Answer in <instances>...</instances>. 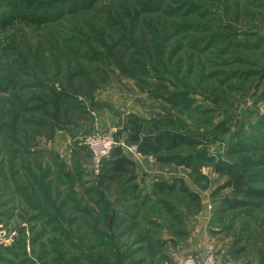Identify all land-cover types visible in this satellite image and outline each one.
<instances>
[{
    "label": "rangeland",
    "instance_id": "obj_1",
    "mask_svg": "<svg viewBox=\"0 0 264 264\" xmlns=\"http://www.w3.org/2000/svg\"><path fill=\"white\" fill-rule=\"evenodd\" d=\"M39 1L50 4L51 15H66L38 27L16 25L20 34H8L14 55L3 46L0 66L27 49L35 60L26 65L28 84L68 92L88 108L96 88L91 98L108 96L110 115L125 130L121 142L133 131L141 138L178 135L186 144L179 154L203 158L187 168L139 155L136 170L117 180L95 178L88 153L82 146L70 151L65 131L47 139L28 128L32 134L16 135L14 126L11 135L9 93L0 91V224L14 234L0 248V264H178L190 232L179 216L187 212L191 230L201 232L196 243L210 244L217 264H264V201L219 190L227 179L213 167L240 168L248 188L264 193V0H93L81 12L66 0ZM64 39L85 46L77 48L79 58L52 65L64 54ZM68 62L77 73L66 82ZM169 94H185L187 109L166 104ZM81 112L69 111L70 124ZM146 171L174 190L157 195L147 185L150 202L130 192L135 183L141 188L135 176ZM234 201L248 206L231 208ZM143 217L155 225L141 223Z\"/></svg>",
    "mask_w": 264,
    "mask_h": 264
},
{
    "label": "trees",
    "instance_id": "obj_2",
    "mask_svg": "<svg viewBox=\"0 0 264 264\" xmlns=\"http://www.w3.org/2000/svg\"><path fill=\"white\" fill-rule=\"evenodd\" d=\"M13 1L14 0H0V34L2 30L9 29L6 34L7 36L5 35V37L2 38L4 34L0 35V50L3 49L4 46L5 50L8 51L10 55H14L10 51L12 48L15 47L13 46V41L15 37L12 38L8 34H13L14 31L20 34V30L16 28V25L38 27V25L41 24L44 25L58 22L59 20L61 21L66 15V11H60L59 9L55 11V14L51 15L52 10L50 4L46 5V3H42L39 0H16L19 1V6L13 5ZM92 1L93 0H66V2L68 3V9H71V11L76 10L77 12L88 11L93 5ZM22 2L25 3L24 7L22 6ZM41 11L43 12L41 13ZM39 15L40 17H38ZM49 15L51 16L49 17ZM71 41L72 42H69V40L67 39H64V41L62 40V46L59 47L58 51H63L64 54L61 58L60 56L56 57V59L53 58L52 65L53 62L60 63L62 59H66L65 57L70 59L79 58L80 54L78 53L79 51H77V48L81 50V47H84L85 45L78 44L73 40ZM79 45H81V47ZM53 52L58 55L55 50H53ZM50 55L52 56V52H50ZM20 56L21 58H19L17 62L8 61L6 63H1L2 67L0 66V69L2 70L0 71V75L6 76V78L0 79V91H4L7 94L9 93L8 103L5 105L6 108L4 109H7L9 107L5 118H7V120H10L11 124H9V127H5H7L9 131H11L10 134L13 135L14 126H16L19 130V132L14 130L18 132L16 135L22 134L23 136H26L28 133H31L28 130L25 131L26 128L34 129L35 136L41 135L38 137L44 136L47 139H52L55 133H57L58 135V133H63L64 131L68 133L70 137H73L76 133H83L87 135L86 132H84V125L87 123L92 124L95 119L94 115L98 112H101V105L99 104V102L91 98L93 97L92 94L94 93L96 88H94L92 92H90V107L88 108L85 105L79 104L76 99L77 96L70 95L68 94V92L65 93L64 91L57 92L56 90H50L44 88L39 83L28 84L27 81H31L30 78L33 79V77L28 74L29 69L26 67V65L28 61L30 63H35V60L32 58L31 53L27 49H24L21 52ZM45 61L47 63L46 56ZM70 61L72 62V60ZM69 62L66 65V70L69 77L68 79H66V82L74 79L73 75H76L77 73L71 70H76V66H72ZM61 71V68L56 69L55 73L57 77L60 75ZM42 76H44L43 72L41 74V77ZM21 78L24 79L23 82L19 80ZM31 90L33 92H31ZM185 97V94H169L166 96L165 100L163 99V101L169 106H180V108L186 110L187 107L185 106ZM67 101H75L77 106H65L64 102L67 103ZM31 102L35 103L33 107L29 106ZM69 111H72L74 113H80L82 111V116L81 118H78L76 123L70 124L73 119L68 116ZM36 115L38 118H36ZM5 118H0V120ZM134 119L137 118L134 117ZM138 120L142 122L140 119ZM62 122L65 123L62 124ZM116 125V131H118V133L114 132L113 136L116 142H121L120 140L122 139H119V137L125 135V130H122L120 122L118 123V117ZM43 129H47V132L39 133L42 132ZM10 138L13 140V142H15L14 137ZM123 142L125 145L128 146L137 145L139 155H141L142 157L153 156L154 159L156 161H159V163L161 164L174 163L180 166L184 165L185 167L189 168L192 164H194L193 161L196 158H198L199 160L203 158V154L200 153L185 156L179 154V151H182V146H186V144H184V140L178 135L170 136L159 132L156 136H146L145 138H141V134L138 131H133V133L127 135L126 139L123 140ZM176 151H178V156L170 155L172 152ZM164 154H167L166 157H164ZM213 167L214 173L224 176L227 179L225 184L220 187L219 190L232 189L236 191V193L244 195L247 199L264 201V193L262 191L248 188L249 181L245 171L241 170L240 168H233L229 163L225 162H219ZM136 168L137 165L135 162L132 161L130 155L127 154L120 146H117L113 149L109 158L103 161L100 174L97 178H105L111 181L117 180L121 175L126 174L129 169L136 170ZM143 175L145 174L140 173V175L135 176V180H137V183L142 181L141 177ZM146 186L147 185L141 184V188L139 189L138 184L136 185L135 183L134 186H131L130 192L135 189L138 194H140L141 196L143 195V199L146 200V202H150L151 196H146L148 195L146 194V192H148ZM151 186L152 193L156 191L157 195H164L165 193L172 192L174 190L173 186L161 181L152 182ZM144 200L141 202V204L145 202ZM155 205L159 206V208L162 209L164 204L162 201L159 200L158 203H155ZM229 206L231 208H242L247 207L248 203L234 201L230 203ZM187 213L182 215L181 217L179 216L180 223L182 224L184 229L185 226H187L189 220V213ZM140 221L141 223H145L147 225H155L154 220H150L149 222H147L145 217L140 218ZM186 235L187 231L185 233V236ZM145 236L146 234H143L140 237L142 239ZM173 237L174 238L169 237V240L167 241H175V236Z\"/></svg>",
    "mask_w": 264,
    "mask_h": 264
},
{
    "label": "built area",
    "instance_id": "obj_3",
    "mask_svg": "<svg viewBox=\"0 0 264 264\" xmlns=\"http://www.w3.org/2000/svg\"><path fill=\"white\" fill-rule=\"evenodd\" d=\"M114 131L111 129L105 132H94L82 136L78 143L89 155V170L93 177L100 174L102 163L108 159L113 149L120 146L126 153L139 156L137 145H125L123 142H116ZM210 209V207H207ZM13 235L7 232L6 227L0 224V248L8 247L12 243ZM178 264H217V257L213 247L206 244L200 252L181 257Z\"/></svg>",
    "mask_w": 264,
    "mask_h": 264
},
{
    "label": "crops",
    "instance_id": "obj_4",
    "mask_svg": "<svg viewBox=\"0 0 264 264\" xmlns=\"http://www.w3.org/2000/svg\"><path fill=\"white\" fill-rule=\"evenodd\" d=\"M97 102H99V104L101 105V112L100 113L98 112L97 114L94 115L95 119H94V122L92 124L87 123V124L84 125V132H86V134H88L90 132L94 133L96 131L105 132L108 129H111V130H113L115 132L116 126H117L116 125L117 124V120H115V119H117V117L114 118V120H113V117L110 115V108L112 107V102L109 100L107 95H106V97L104 95L101 96L99 101H97ZM84 135L85 134H83V133H76L73 137H69V138L67 137V141H68L67 145H68L70 151L72 150V148H74L76 146L77 147L80 146L78 141ZM130 158L137 165L138 158L134 157V156H130ZM148 171H149V169H148ZM144 174L145 175H143L141 177V180L143 182L140 180L141 182H139V183H141L143 185H151L152 182L158 181L157 178H154V177L150 176L149 172L146 171V172H144ZM3 208H4V204L2 203L0 205V210L2 211ZM189 221L190 220H188V223H187L186 227H187V229L190 228V232H187V235L182 239L183 242H184L183 246L181 245L182 247H179V248L182 249L181 251H182V254H184V255L194 254V253L200 251L201 249H203L202 248L203 243H201V246L199 245V243H196V238L201 233L200 229L198 231H197V229H195L196 232L195 231L193 232L191 230L190 225H189V224H191ZM163 240L167 241V240H169V237H167V238H165Z\"/></svg>",
    "mask_w": 264,
    "mask_h": 264
}]
</instances>
